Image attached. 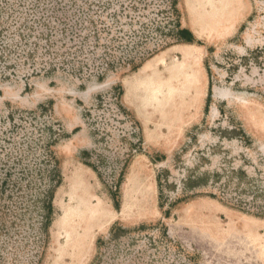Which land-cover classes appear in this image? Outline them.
<instances>
[{
	"label": "rangeland",
	"instance_id": "rangeland-1",
	"mask_svg": "<svg viewBox=\"0 0 264 264\" xmlns=\"http://www.w3.org/2000/svg\"><path fill=\"white\" fill-rule=\"evenodd\" d=\"M249 203L264 0H0V264H264Z\"/></svg>",
	"mask_w": 264,
	"mask_h": 264
},
{
	"label": "trees",
	"instance_id": "trees-1",
	"mask_svg": "<svg viewBox=\"0 0 264 264\" xmlns=\"http://www.w3.org/2000/svg\"><path fill=\"white\" fill-rule=\"evenodd\" d=\"M180 38H179V40L180 41H182V42H187V43H189V42H191L192 41V38H193V36H192V33L191 32H189L188 30H186V29H181L180 30ZM76 131V130H75ZM84 164L85 165H88V166H90V167H92L97 173H99L97 170H96V167L95 166H93V165H91V164H89V163H87V162H84ZM121 176H123V175H121ZM121 176H120V182H121V180H122V178H121ZM218 175H213L212 176V178H216ZM54 177L56 178V182H55V184H57V182H58V178H59V176H58V174L55 172L54 173ZM156 182H157V185H158V197L160 198L161 197V174H159L158 176H157V178H156ZM200 186L199 187H201V185H205V184H199ZM238 185L239 184H237V187H238ZM192 186V185H191ZM211 197H215V196H213V195H210ZM50 199H51V197H47V202H46V207H47V209L49 210V209H51V204H50ZM239 203V202H238ZM235 205V204H234ZM247 205V204H246ZM249 205L250 206H254V205H251L250 203H249ZM243 207H247V206H241L240 204H236V208H239V209H241L242 211H244V212H248V213H252V214H255V215H257V216H264V203L263 204H255V206H254V208H251V209H255L256 211L254 212V211H251L250 210V208H243ZM249 207V206H248ZM119 229V228H118ZM117 229V230H118Z\"/></svg>",
	"mask_w": 264,
	"mask_h": 264
},
{
	"label": "crops",
	"instance_id": "crops-1",
	"mask_svg": "<svg viewBox=\"0 0 264 264\" xmlns=\"http://www.w3.org/2000/svg\"><path fill=\"white\" fill-rule=\"evenodd\" d=\"M186 29V28H185ZM187 30V29H186ZM189 31V30H188ZM190 32V31H189Z\"/></svg>",
	"mask_w": 264,
	"mask_h": 264
},
{
	"label": "bare ground",
	"instance_id": "bare-ground-1",
	"mask_svg": "<svg viewBox=\"0 0 264 264\" xmlns=\"http://www.w3.org/2000/svg\"><path fill=\"white\" fill-rule=\"evenodd\" d=\"M264 250V249H263Z\"/></svg>",
	"mask_w": 264,
	"mask_h": 264
}]
</instances>
